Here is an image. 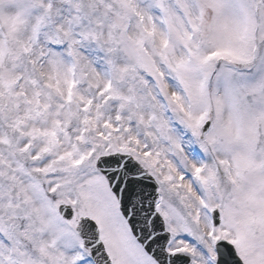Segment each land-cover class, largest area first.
I'll return each instance as SVG.
<instances>
[{
	"label": "snow or ice",
	"instance_id": "snow-or-ice-1",
	"mask_svg": "<svg viewBox=\"0 0 264 264\" xmlns=\"http://www.w3.org/2000/svg\"><path fill=\"white\" fill-rule=\"evenodd\" d=\"M0 264H264V0H0Z\"/></svg>",
	"mask_w": 264,
	"mask_h": 264
}]
</instances>
